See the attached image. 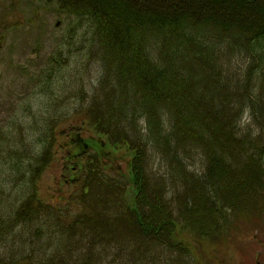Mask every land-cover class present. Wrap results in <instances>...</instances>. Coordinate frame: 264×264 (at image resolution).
I'll return each mask as SVG.
<instances>
[{
    "label": "trees",
    "instance_id": "1",
    "mask_svg": "<svg viewBox=\"0 0 264 264\" xmlns=\"http://www.w3.org/2000/svg\"><path fill=\"white\" fill-rule=\"evenodd\" d=\"M139 1L26 0L27 4L36 5L35 12L56 4L59 11L71 19L68 21L71 30L89 43L90 53L93 52L98 58L103 71L95 94L88 105L81 103L77 111L67 115V120L73 125L87 123L88 129L96 137H107L109 141L107 139L106 142L110 144L100 138L94 142L92 136L93 142H84L83 138L76 139L72 135L73 130L57 132L54 124L47 131L51 137L53 134L52 142L46 141L44 134L39 137L44 144L43 151L48 148L51 159L58 166L62 161L64 175L80 189L78 204L72 201L77 212L70 215L53 203L46 204L37 188L29 187L32 191L21 200L23 202L19 208L13 210V221L20 222L19 227L23 224L22 229L18 227L19 233L17 230L13 232L18 233L17 239L14 237L13 240L20 244V251L17 250L15 257H0V264H211L213 249H228L227 244L239 225L231 219L232 214L246 217L250 212L264 211V184L249 187L244 198L237 197V194L229 198L225 193L217 195L214 192L217 183L213 173L221 172L219 164L214 161L211 164L213 158L208 154L209 150L212 151L208 143L214 141V136L204 129L203 138L202 116L197 110L199 101L195 98L192 102L188 101L190 91L199 84V79L198 84L191 81L197 75V69L190 65L191 61L203 59L213 67L225 58L228 63L232 54H238L245 69L232 71V76L248 82L261 78L264 83V0H196L197 9L190 8L186 2L180 6L170 4L166 9L158 0H152V7L143 8ZM225 8L231 13L245 9L248 18L250 15L258 18L248 19L250 21L246 25L240 18H230L223 11ZM210 26L214 29H210ZM219 47H224L227 56L221 51L216 52ZM103 105L106 111L100 110ZM248 106L255 111L256 105L248 103ZM106 118L111 120L110 125L106 126ZM228 125L234 126L240 135L242 129L236 116L230 119ZM164 126L168 129L166 133H163ZM191 133H197L200 138ZM57 135H62V142L57 140ZM134 135H140V140H134ZM249 136L240 138V145L251 158L258 157L257 162H261L264 146L255 138L254 144L248 145ZM201 139L208 140L207 146ZM136 141L158 150L162 158L156 170L163 172L157 178L167 183L170 191H166L170 196L178 195L173 191V172L178 170L180 176L187 178V166L192 167L199 161L192 149L186 148L187 143L192 141L199 145V153L208 159L209 165L194 180L197 181L196 185L211 189L208 213L214 224H210L209 219L206 221L202 213L195 212L194 217H181L179 210H176L177 215L166 223L169 227L163 236V227L153 230L143 221L139 222L140 238L146 243L144 245H140L134 237L124 236L125 231L113 234L103 226L105 221L94 215L96 212L86 201L92 191L89 194L85 191L92 188L90 183L93 179L100 177L110 185L109 188L118 189L121 194L127 182L126 176L111 170L110 165L115 164L116 160L123 163L124 159L117 155L124 157L127 153H133L136 159L129 160L128 164L129 172L136 178L135 190L138 195L146 185V170L143 164L138 165L137 162L144 150L131 147V143ZM25 155L30 159L42 156L39 152L33 153V150L26 151ZM179 164L182 167L180 170L177 169ZM22 166L20 163L17 168L21 170ZM199 172H202V168ZM56 197L59 201L63 199L61 195ZM19 199L20 196H17L15 201ZM119 201L116 203L115 199L113 208L123 210L124 214L138 209L136 203L134 209L129 204L123 206L125 196ZM190 202L193 203L192 200ZM193 207L195 209V204ZM125 209L130 210L125 212ZM120 216L117 219L119 222L127 217ZM11 221L12 218L6 229L0 226V247L6 239L2 235L16 229L9 224ZM29 226L33 229L31 239L26 241L23 235ZM159 247L160 251L151 253Z\"/></svg>",
    "mask_w": 264,
    "mask_h": 264
},
{
    "label": "rangeland",
    "instance_id": "2",
    "mask_svg": "<svg viewBox=\"0 0 264 264\" xmlns=\"http://www.w3.org/2000/svg\"><path fill=\"white\" fill-rule=\"evenodd\" d=\"M158 1H161L166 9H169L170 4L180 6L184 2L190 8H198L196 0ZM151 2L152 0H140L138 4L144 6L143 8H150ZM35 6L27 4L26 0H0V226L6 229L9 219L12 218L9 224L16 227L10 232L3 230L6 235L2 236H6V239L0 247V257L6 259L15 257L20 248V244L14 242L13 238L17 239L23 224L19 227L20 222L13 221V210L19 208L23 202L21 200L32 188H37L46 204L53 203L70 215L77 212L72 201L77 203L80 189L74 186L73 180H68L67 175H64L62 161H59L61 165L58 166L51 159L48 148L43 151L44 144L39 141V137L44 134L45 140L52 142L53 134L51 137V133L47 131L54 124L57 132L73 130L72 135L76 139L83 138L84 142H93L90 136L95 138L94 142L99 138L105 142L107 139L109 141L107 137H96L88 129L87 123L73 125L67 120V115L77 111L76 108L81 103L88 105L94 96L103 71L98 58L93 52L90 53L89 43L71 30L68 23L71 19L61 13L56 4L45 6L40 12L33 11ZM223 11L234 20L240 18L246 25L248 21L258 18L253 15L248 18L245 9L238 13H231L228 8ZM214 27L220 32L219 28ZM214 27L210 26V29ZM220 51L227 56L224 47H219L216 52ZM229 58L232 59L228 63L225 58L213 67L203 59L190 62L191 67L197 69L196 79L191 81L195 83L199 79V84L197 82L198 85L190 91L191 98L188 101L192 102L194 98L199 101L200 107L197 110L202 116L201 135H205L204 129H207L214 136V141L209 140L210 143L201 139L206 146L208 143L212 150L208 153L213 158L211 164L214 161L221 169V172L213 173L217 183L214 192L217 195L225 193L228 197L237 194V197L244 198L249 187L256 188L264 184V156L261 162H257L258 157L251 158L250 154L242 149V142L239 140L244 135H250L247 139L248 145L254 144L255 138L264 146V83L261 78L258 81L253 78L249 82L233 75L234 78L232 71H239L245 64L240 63L242 57L238 54H232ZM248 103L256 105L255 111H252ZM101 109L107 110L105 105L101 106ZM234 116L242 129L240 135L234 126L228 125ZM110 122L111 120L106 118V126L110 125ZM167 131L165 127L163 133ZM191 134L199 137L197 133ZM61 136L57 135L59 142L63 140ZM138 136L140 135H134L133 139L140 140L141 137ZM135 143H131L132 148L144 150L145 154L142 152L137 162L138 165L143 164L146 170V185L138 195L135 190L136 178L129 172L128 164L136 159L133 153H127L124 157L117 155L124 159L123 163L116 160L115 164L110 165L111 170L126 176L127 182L121 194L113 186L114 190L109 188L110 185L105 184L104 179L100 177L93 179L90 183L92 188L89 187L90 189L85 191L87 194L92 191L86 201L96 212L94 215L105 221L103 226L113 234L125 231L124 236L134 237L140 245H144L146 243L140 238L139 222L143 221L153 230L163 227V236L169 227L166 223L173 215H177L176 210H179L181 217H194L195 212L202 213L206 221L209 219L210 224H214L208 213L211 204L208 195L211 189L196 185L197 181L194 180V177H199V173L203 174L209 165L208 159L199 153V145L192 141L187 143L186 148L192 149L199 161L192 167L187 166L189 174L187 178L185 176L186 179L177 173L178 170L173 172V191L178 195L170 196L166 191H170L167 183H162L164 181L157 178L158 174L163 172L156 170L162 158L158 155V150L150 148L148 144L143 145V142ZM32 150L42 156L39 159L27 158L26 151ZM171 155L174 156V152L171 151ZM20 163L23 165L21 170L17 168ZM180 166L181 164L177 169L180 170ZM200 168L202 172H199ZM56 195L63 196V199L57 200ZM17 196H20L18 202L15 201ZM123 196L126 198L123 206L129 204L134 209L133 205L136 203L138 209L128 215L124 214L123 210H115V199L117 203ZM119 203L121 205V201ZM129 210L125 209V212ZM254 212H250L246 217L238 216L240 219L232 214L231 219L239 225L227 244L228 249H213L211 256H214V259L211 264H264V211ZM120 215L127 217H123L122 222H119L117 219ZM32 229L33 227L29 226L24 233L23 238L26 241L31 239ZM16 230L18 233H13ZM157 251H160V247L151 253L155 254ZM161 262L164 263L163 260Z\"/></svg>",
    "mask_w": 264,
    "mask_h": 264
},
{
    "label": "water",
    "instance_id": "3",
    "mask_svg": "<svg viewBox=\"0 0 264 264\" xmlns=\"http://www.w3.org/2000/svg\"><path fill=\"white\" fill-rule=\"evenodd\" d=\"M57 24L59 25L60 24V21H58Z\"/></svg>",
    "mask_w": 264,
    "mask_h": 264
}]
</instances>
